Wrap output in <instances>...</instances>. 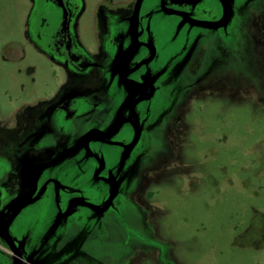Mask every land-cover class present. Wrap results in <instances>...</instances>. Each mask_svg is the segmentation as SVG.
<instances>
[{"label":"flooded vegetation","instance_id":"1","mask_svg":"<svg viewBox=\"0 0 264 264\" xmlns=\"http://www.w3.org/2000/svg\"><path fill=\"white\" fill-rule=\"evenodd\" d=\"M245 1L134 0L102 30L96 0H31L29 41L51 70L33 126L11 162L0 158V264H104L118 244H145L129 236L135 228L121 207L133 170L200 44L207 68L214 44L235 52ZM57 68L97 71L100 85H62ZM109 214L121 242L102 224Z\"/></svg>","mask_w":264,"mask_h":264},{"label":"rangeland","instance_id":"2","mask_svg":"<svg viewBox=\"0 0 264 264\" xmlns=\"http://www.w3.org/2000/svg\"><path fill=\"white\" fill-rule=\"evenodd\" d=\"M133 1L96 0L98 29ZM30 3L0 0V158L9 162L44 104L41 84L51 70L33 54ZM237 25L234 53L214 44L218 53L208 68L205 44L192 55L170 111L133 170L121 207L135 228L129 236L145 244H118L104 264H264V0H246ZM20 47L23 57L15 58ZM56 72L62 85L87 89L101 82L97 71ZM102 224L121 242L112 215Z\"/></svg>","mask_w":264,"mask_h":264}]
</instances>
